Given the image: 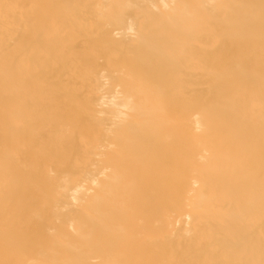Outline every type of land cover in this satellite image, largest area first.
I'll use <instances>...</instances> for the list:
<instances>
[{
  "label": "rangeland",
  "instance_id": "obj_1",
  "mask_svg": "<svg viewBox=\"0 0 264 264\" xmlns=\"http://www.w3.org/2000/svg\"><path fill=\"white\" fill-rule=\"evenodd\" d=\"M130 1L0 0V264H264V0Z\"/></svg>",
  "mask_w": 264,
  "mask_h": 264
},
{
  "label": "bare ground",
  "instance_id": "obj_2",
  "mask_svg": "<svg viewBox=\"0 0 264 264\" xmlns=\"http://www.w3.org/2000/svg\"><path fill=\"white\" fill-rule=\"evenodd\" d=\"M130 1V0H129ZM136 1H138V0H136ZM149 1V0H148ZM126 2V1H125ZM125 2H123V3H125ZM131 2V1H130ZM164 2V1H163ZM127 3V2H126ZM130 4V3H129ZM214 9V8H213ZM114 21H115V23H117V24H128V20H127V18H126V16H125V12L124 13H121V14H119V15H116L115 17H114ZM129 25V24H128ZM130 26V25H129ZM129 28V27H128ZM131 28V27H130ZM129 28V29H130ZM126 29H127V27H126ZM117 30V29H116ZM120 31V30H119ZM157 53V54H160V52L159 51H152L151 53ZM161 55V54H160ZM102 72V71H101ZM115 91V90H114ZM107 95V94H106ZM114 95V94H113ZM102 96H103V94H102ZM101 97V96H100ZM112 97V96H111ZM107 98V97H106ZM105 98V99H106ZM109 98V97H108ZM114 98V97H113ZM102 100V99H101ZM101 100H99L98 99V101H100V102H102V103H104L103 101H101ZM107 101V100H106ZM110 102H114L113 100L112 101H110ZM104 105V104H103ZM120 105V104H119ZM117 106V105H116ZM116 110V109H115ZM100 147V146H99ZM87 174H88V172H87ZM91 178V177H90ZM75 186V185H74ZM73 192V191H72ZM74 194V193H73ZM71 197H75V195H73V196H71ZM61 208H62V206H61ZM82 262V261H81ZM84 262V261H83ZM79 264H80V262H78Z\"/></svg>",
  "mask_w": 264,
  "mask_h": 264
}]
</instances>
